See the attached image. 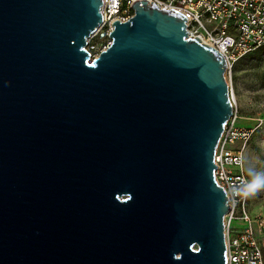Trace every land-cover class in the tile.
<instances>
[{"label": "water", "instance_id": "water-1", "mask_svg": "<svg viewBox=\"0 0 264 264\" xmlns=\"http://www.w3.org/2000/svg\"><path fill=\"white\" fill-rule=\"evenodd\" d=\"M101 3L0 0V264H225L226 60L135 0L88 63Z\"/></svg>", "mask_w": 264, "mask_h": 264}, {"label": "built area", "instance_id": "built-area-1", "mask_svg": "<svg viewBox=\"0 0 264 264\" xmlns=\"http://www.w3.org/2000/svg\"><path fill=\"white\" fill-rule=\"evenodd\" d=\"M135 0H102L101 21L86 37L88 63L112 42V21H125L134 14ZM159 8L174 9L185 16L189 37L217 49L226 60V72L241 56L264 44V0H147ZM108 44V45H107ZM225 75V74H224ZM229 91V89H228ZM232 111L216 144L213 176L224 189L229 210L223 217L225 264H264V252L256 226L264 219L248 211V197L237 196L249 178L244 170L245 146L255 126L236 125L239 113L229 93Z\"/></svg>", "mask_w": 264, "mask_h": 264}, {"label": "rangeland", "instance_id": "rangeland-1", "mask_svg": "<svg viewBox=\"0 0 264 264\" xmlns=\"http://www.w3.org/2000/svg\"><path fill=\"white\" fill-rule=\"evenodd\" d=\"M225 78L239 113L236 125L255 126L244 150V170L251 181L256 175L264 176V46L237 59ZM246 207L264 219V188L248 197ZM255 229L264 252V223Z\"/></svg>", "mask_w": 264, "mask_h": 264}, {"label": "clouds", "instance_id": "clouds-1", "mask_svg": "<svg viewBox=\"0 0 264 264\" xmlns=\"http://www.w3.org/2000/svg\"><path fill=\"white\" fill-rule=\"evenodd\" d=\"M261 188H264V176L256 175L250 182L245 184L243 191L237 190L236 195L241 197L252 196Z\"/></svg>", "mask_w": 264, "mask_h": 264}, {"label": "trees", "instance_id": "trees-1", "mask_svg": "<svg viewBox=\"0 0 264 264\" xmlns=\"http://www.w3.org/2000/svg\"><path fill=\"white\" fill-rule=\"evenodd\" d=\"M262 46H264V44H263ZM262 46H260V47H262ZM260 47H259V48H260Z\"/></svg>", "mask_w": 264, "mask_h": 264}]
</instances>
